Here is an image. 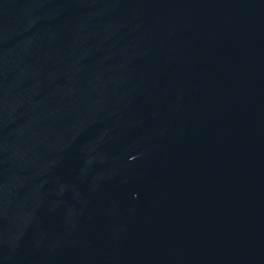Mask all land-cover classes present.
<instances>
[{"label":"water","instance_id":"1","mask_svg":"<svg viewBox=\"0 0 264 264\" xmlns=\"http://www.w3.org/2000/svg\"><path fill=\"white\" fill-rule=\"evenodd\" d=\"M0 264H264V0H0Z\"/></svg>","mask_w":264,"mask_h":264}]
</instances>
